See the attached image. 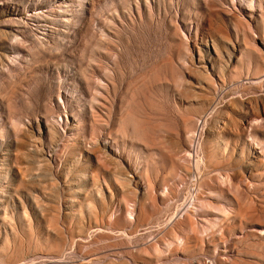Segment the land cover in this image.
<instances>
[{"label":"rangeland","instance_id":"rangeland-1","mask_svg":"<svg viewBox=\"0 0 264 264\" xmlns=\"http://www.w3.org/2000/svg\"><path fill=\"white\" fill-rule=\"evenodd\" d=\"M0 264H264V0H0Z\"/></svg>","mask_w":264,"mask_h":264},{"label":"bare ground","instance_id":"bare-ground-1","mask_svg":"<svg viewBox=\"0 0 264 264\" xmlns=\"http://www.w3.org/2000/svg\"><path fill=\"white\" fill-rule=\"evenodd\" d=\"M259 112V111H258ZM239 134V133H238ZM254 155V154H253ZM257 156V155H256ZM255 155H254V157H256ZM256 158H258V157H256ZM118 177V176H117ZM124 178H126V177H124ZM129 178V177H128ZM116 181V180H115ZM124 181V180H123ZM130 183V182H129ZM131 184V183H130ZM122 185L123 186H126L127 185V183L124 181V184L122 183ZM127 187H130V185H128ZM121 188V187H120ZM77 196V195H76ZM82 199V198H81ZM80 198H76L75 200H73V202L74 203H77L78 205H80V206H82L83 204L85 205H89L88 207H90V206H94V204L96 203L95 201L96 200H94V199H82L81 200ZM104 200V198L102 199V202H106L105 200ZM107 200V199H106ZM68 202V201H67ZM107 203V202H106ZM103 204H105V203H103ZM75 205V204H74ZM73 205V206H74ZM79 206V207H80Z\"/></svg>","mask_w":264,"mask_h":264}]
</instances>
